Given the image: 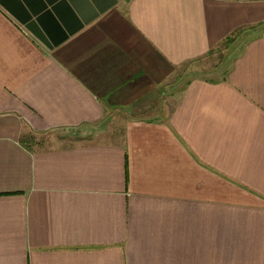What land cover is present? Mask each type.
Segmentation results:
<instances>
[{
    "label": "crops",
    "instance_id": "1",
    "mask_svg": "<svg viewBox=\"0 0 264 264\" xmlns=\"http://www.w3.org/2000/svg\"><path fill=\"white\" fill-rule=\"evenodd\" d=\"M0 264H264V0H0Z\"/></svg>",
    "mask_w": 264,
    "mask_h": 264
},
{
    "label": "rangeland",
    "instance_id": "2",
    "mask_svg": "<svg viewBox=\"0 0 264 264\" xmlns=\"http://www.w3.org/2000/svg\"><path fill=\"white\" fill-rule=\"evenodd\" d=\"M228 45L222 43L216 49L205 55L201 59H198L192 63H188L180 68V74L184 76H201V77H213L217 74V68L221 66L222 62L228 57L226 50ZM215 72V73H213ZM182 75V76H183ZM121 117L112 118V134L117 135L119 126L116 125V120H119ZM114 119V120H113ZM44 142H48L50 139H63V136L59 132H54L53 134H46L42 137H39ZM44 146H50L49 143H44Z\"/></svg>",
    "mask_w": 264,
    "mask_h": 264
},
{
    "label": "trees",
    "instance_id": "3",
    "mask_svg": "<svg viewBox=\"0 0 264 264\" xmlns=\"http://www.w3.org/2000/svg\"><path fill=\"white\" fill-rule=\"evenodd\" d=\"M233 41V37L231 38H226L222 43H226L227 45H229L231 42Z\"/></svg>",
    "mask_w": 264,
    "mask_h": 264
}]
</instances>
